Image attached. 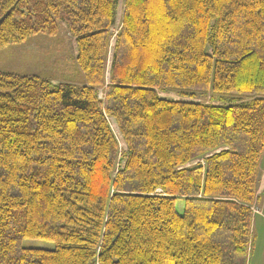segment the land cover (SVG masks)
I'll return each instance as SVG.
<instances>
[{
	"label": "trees",
	"instance_id": "obj_1",
	"mask_svg": "<svg viewBox=\"0 0 264 264\" xmlns=\"http://www.w3.org/2000/svg\"><path fill=\"white\" fill-rule=\"evenodd\" d=\"M62 24L82 86L0 72V264H249L264 0H0V50Z\"/></svg>",
	"mask_w": 264,
	"mask_h": 264
},
{
	"label": "rangeland",
	"instance_id": "obj_2",
	"mask_svg": "<svg viewBox=\"0 0 264 264\" xmlns=\"http://www.w3.org/2000/svg\"><path fill=\"white\" fill-rule=\"evenodd\" d=\"M76 57L75 40L69 34L66 26L62 24L56 36L39 34L23 44L12 45L0 50V72L34 76L52 81L54 85L69 83L82 86L85 79ZM162 97L178 99L175 95H162ZM111 125L122 151L126 150L116 124L111 121ZM23 246L29 249L49 251L55 250L56 247L54 243L46 241H25Z\"/></svg>",
	"mask_w": 264,
	"mask_h": 264
},
{
	"label": "crops",
	"instance_id": "obj_3",
	"mask_svg": "<svg viewBox=\"0 0 264 264\" xmlns=\"http://www.w3.org/2000/svg\"><path fill=\"white\" fill-rule=\"evenodd\" d=\"M264 158V157H263ZM252 221V245L249 264H264V167L261 163L260 184Z\"/></svg>",
	"mask_w": 264,
	"mask_h": 264
},
{
	"label": "built area",
	"instance_id": "obj_4",
	"mask_svg": "<svg viewBox=\"0 0 264 264\" xmlns=\"http://www.w3.org/2000/svg\"><path fill=\"white\" fill-rule=\"evenodd\" d=\"M254 209V211H255V208H253Z\"/></svg>",
	"mask_w": 264,
	"mask_h": 264
}]
</instances>
